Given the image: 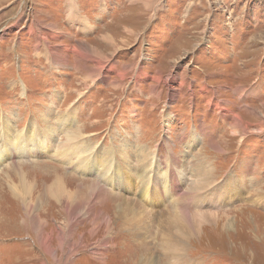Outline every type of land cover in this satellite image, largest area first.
I'll list each match as a JSON object with an SVG mask.
<instances>
[{
    "label": "rangeland",
    "instance_id": "1",
    "mask_svg": "<svg viewBox=\"0 0 264 264\" xmlns=\"http://www.w3.org/2000/svg\"><path fill=\"white\" fill-rule=\"evenodd\" d=\"M0 152V264H264V0H0Z\"/></svg>",
    "mask_w": 264,
    "mask_h": 264
},
{
    "label": "bare ground",
    "instance_id": "2",
    "mask_svg": "<svg viewBox=\"0 0 264 264\" xmlns=\"http://www.w3.org/2000/svg\"><path fill=\"white\" fill-rule=\"evenodd\" d=\"M30 32H33V31H31L30 30ZM82 55V54H81ZM85 57L86 56H88V54L87 53H84L83 54ZM82 55V57H84ZM93 57V56H92ZM102 57V56H101ZM101 57L98 55V53L96 52V58H99V60H98V62L99 61H101L102 59H101ZM86 58H88V57H86ZM93 58H95V57H93ZM62 62H64V61H60V62H58L59 64H61ZM104 63V62H103ZM97 64H99V63H97ZM100 67V66H99ZM98 67V68H99ZM102 67V66H101ZM112 68H115V64H112ZM98 75H100V74H102V71L99 73H97ZM124 75V74H123ZM121 76V75H120ZM89 77V76H88ZM123 89V88H122ZM157 108H154V110H156ZM167 115V114H166ZM47 116V115H46ZM159 116H161V113H160V115ZM48 117V116H47ZM164 117H165V115H164ZM241 122V120L239 121V123ZM12 124V123H11ZM239 124H238V120L236 121V123H235V126H234V128H233V130L235 129V127H237V130H238V132H240L239 131V126H238ZM13 126V125H12ZM29 131H26V132H21V133H19V134H17V135H14V133L12 134V132H10L9 130L7 131V132H5L4 133V135H6V136H11L10 138H8L7 137V144H8V151H7V155L8 156H10L11 154H15V156H16V153H17V150H20V151H23V150H26L27 151V153H28V155L29 156H35L32 152H31V150H30V146H29V137H30V134H31V129H28ZM232 130V131H233ZM245 132V131H244ZM247 132V131H246ZM233 133H235V130H234V132ZM55 134V133H54ZM236 134V133H235ZM14 135V136H13ZM15 136L17 137V138H15ZM78 137V134H76V133H69L68 134V137H67V139H68V142L67 143H65V145L63 144L62 145V147L60 148V149H62V151L64 152H62L63 154H62V156H61V158H63L64 160H66V159H68L69 158V155H71L72 153L74 154V155H77V159L78 160H76L77 162H76V165H79V168H82V169H84L85 171H88L87 170V166H88V164H90L89 162H84V161H81V158H80V154H77V152H73L76 148L77 149H79V151L78 152H80V151H82V149H84V147H86V144L85 145H83V144H78V143H73V140H75L76 138ZM70 142H72V147L74 148V149H72V151H71V149H70ZM33 143H35V142H33ZM64 143V142H63ZM75 144H77L78 146L77 147H74V145ZM69 146V147H68ZM60 147V146H59ZM81 147V148H80ZM92 148V147H91ZM167 148H169V147H167ZM60 149L58 150V154H60L59 153V151H60ZM90 150V149H89ZM144 150H146V149H143V151ZM115 151H116V149H115ZM117 151H118V149H117ZM116 151V159H121V156L122 155H118V152ZM44 151H41V153H43ZM218 152V151H217ZM82 153H84V155H83V159H84V157H85V155L87 154V151H83ZM150 153H153V152H150ZM150 153L149 154H146V159H148L149 157H150ZM166 154V153H165ZM5 153H2V152H0V160L1 159H3V158H5L6 159V156H7ZM164 155V154H163ZM162 155V156H163ZM114 154H113V150L110 152V157H109V155L108 156H106V158L104 159V161L102 162V167H101V169H102V173L101 174H103V176H102V179L104 180V181H106V182H108V177H109V175H110V172H111V168L113 169V167L115 166H117L118 165V161H117V163H116V165H113V163H111L112 161H114ZM129 157H130V155L129 154H127L126 155V157H125V159L126 160H128L129 159ZM72 158H74V157H72ZM72 158H69L70 160L72 159ZM172 159V156L170 155V156H168L167 157V160L168 161H170ZM89 161L91 160L92 161V159H88ZM135 162V161H134ZM74 163V162H73ZM139 163V162H138ZM147 163L148 164H145V160H143L141 163H140V167H141V169H140V167H139V174H138V177L135 179V180H138V183H140L139 184V186L140 185H142V184H148L149 182H150V180H151V177H150V174H149V170H150V167H151V165L150 164H153V162L152 161H149V160H147ZM152 169H154V166L151 168V170ZM165 169H166V171H167V173L169 172V166H167V167H165ZM58 171V170H57ZM212 171V170H211ZM213 172V171H212ZM211 172V173H212ZM24 174V173H23ZM203 174V173H202ZM22 175V174H21ZM20 175V176H21ZM194 175V174H193ZM196 176V175H195ZM194 176V177H195ZM97 177H99V176H97ZM194 177H192V178H194ZM199 177V176H198ZM202 177H205V174H203V176ZM127 178H128V176H124V177H119V179L117 180V182L119 183V185H121V186H125L126 185V182H127ZM200 178V177H199ZM200 180V179H199ZM199 180H197V185H195V186H193V189L191 190L190 189V191L191 192H189L188 193V195L192 198H187V200H194V199H196V198H198L199 197V190L200 189H202V188H204L205 186H206V182L204 181L205 179H201V182L199 181ZM58 181H60V180H58ZM181 180H179V179H176L175 180V182L174 183H172L171 185H170V187H171V190L174 188V189H176L177 188V186L178 185H180L181 183ZM91 183H93V188H95L97 191H99V190H101V187L97 184V183H94V182H91ZM196 183V182H195ZM211 184V183H210ZM95 186V187H94ZM89 187V186H88ZM208 187V186H207ZM80 188V187H79ZM148 189H149V187H146V191H144L143 193H144V198H147V200L146 201H148V199L150 198V196H149V194H148ZM82 190V189H81ZM123 190H124V188H123ZM204 190V189H203ZM182 191V190H181ZM181 191L180 192H174V196H170L168 199H172L173 197H174V200H175V203L174 204H172V205H170V207H169V212H166V216H169L171 219H173V221L175 222V223H178L179 225L180 224H184V222H183V220L182 219H184L183 217L185 216V215H183V212H184V208L186 207V206H184V203H185V199H184V196L186 195L185 193H181ZM202 191V190H201ZM200 191V192H201ZM95 192L96 191H94L92 194H93V197H94V194H95ZM209 192V191H208ZM66 193H67V195H68V197L71 195L70 193H68L67 191H64V198L63 199H65L66 198ZM79 193V192H78ZM152 193H154V191H152ZM215 193V192H214ZM213 193V194H214ZM177 194H180V197L178 198L179 200H182L183 202H179V200L178 199H176V195ZM202 194V193H201ZM216 194V193H215ZM202 196V195H201ZM214 196V195H213ZM67 197V198H68ZM72 197V196H71ZM208 198V197H207ZM71 199V198H70ZM202 199V198H201ZM68 200V199H67ZM121 200H123V199H121ZM160 200V199H159ZM158 199H157V202L159 201ZM174 200H171V201H174ZM187 200H186V202H187ZM75 201V200H74ZM162 201H165V199H162ZM88 202V201H87ZM168 202H170V201H168ZM191 202V201H190ZM86 203V202H85ZM89 203V202H88ZM194 203V202H193ZM132 204H134V203H132ZM119 215H122L124 218H128V214H130V213H133V212H135L134 211V207L133 206H131V202L129 201V200H125L124 202L123 201H120L119 202ZM188 207V206H187ZM166 208V207H165ZM136 211H137V209H136ZM146 211V210H145ZM170 211H173V213L172 212H170ZM165 212V211H164ZM154 213L155 214H157V215H160V213L157 211H154ZM133 214H135V213H133ZM140 214H143V213H140ZM136 215V214H135ZM145 215H146V213H145ZM148 215H150V213H148ZM30 216V215H29ZM143 217V216H142ZM72 218H73V216H72ZM71 218V219H72ZM149 219H148V223H145V224H143L144 222H145V218L142 220V223L141 222H135V223H137L138 225H140L142 228H144V229H146V231H142V233H144V232H146L145 233V236H146V234H147V231L150 229V225H152V221L150 220V216L148 217ZM32 219L34 220V218L32 217ZM127 220H129V218L127 219ZM130 221H132L131 223H133L134 221L131 219ZM168 221L170 222V219L168 218ZM184 221H185V219H184ZM149 223H150V225H149ZM196 223L197 222H193L192 224H189L188 225V227H186L185 225H181V231H182V229H189V230H191V231H194L195 230V228H196ZM154 224V223H153ZM41 229V228H40ZM132 229L134 230V231H139L140 232V229L138 228V227H132ZM141 233V232H140ZM168 235V234H167ZM171 236V235H170ZM41 237V236H40ZM147 237V236H146ZM42 238H44V237H41V239ZM172 238V237H171ZM47 240V239H46ZM173 240H175V239H172V241ZM40 241V240H39ZM167 241V240H166ZM174 242V241H173ZM176 242V241H175ZM165 243V242H164ZM165 244H170V243H168V242H166ZM44 245V244H43ZM175 245V244H174ZM170 246V245H169ZM172 248V247H171ZM46 249H50V248H48V247H46ZM76 249H77V247H76ZM174 249V248H173ZM51 250V249H50ZM72 250H75V248L74 249H72ZM71 250V251H72ZM99 250H101V249H98V251ZM170 250V249H169ZM76 251V250H75ZM165 253H166V251H165ZM101 257V256H100ZM158 260V259H157ZM140 262V261H139ZM140 264H159V262L158 261H155L154 259H153V256L152 255H147V256H145L144 258L142 257V260H141V262H140Z\"/></svg>",
    "mask_w": 264,
    "mask_h": 264
}]
</instances>
